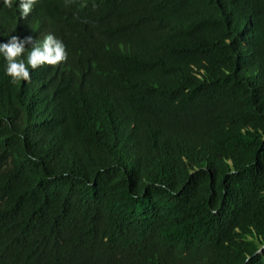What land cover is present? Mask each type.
<instances>
[{"label": "trees", "instance_id": "1", "mask_svg": "<svg viewBox=\"0 0 264 264\" xmlns=\"http://www.w3.org/2000/svg\"><path fill=\"white\" fill-rule=\"evenodd\" d=\"M19 2L68 59L0 54V264H264V0Z\"/></svg>", "mask_w": 264, "mask_h": 264}, {"label": "clouds", "instance_id": "2", "mask_svg": "<svg viewBox=\"0 0 264 264\" xmlns=\"http://www.w3.org/2000/svg\"><path fill=\"white\" fill-rule=\"evenodd\" d=\"M37 0H20L19 9L22 18H26L33 10ZM7 7L12 6V0H3ZM26 45H32L26 60L22 57L26 51ZM0 54L7 61V75L13 83L30 80L31 69H37L43 65L56 66L68 59L64 43L53 34L45 36L42 43L34 41L32 36L21 40L18 36L11 35L6 43H0Z\"/></svg>", "mask_w": 264, "mask_h": 264}]
</instances>
